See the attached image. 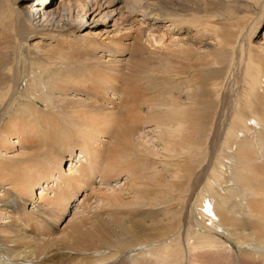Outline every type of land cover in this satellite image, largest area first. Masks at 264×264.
Segmentation results:
<instances>
[{"label":"bare ground","instance_id":"bare-ground-1","mask_svg":"<svg viewBox=\"0 0 264 264\" xmlns=\"http://www.w3.org/2000/svg\"><path fill=\"white\" fill-rule=\"evenodd\" d=\"M15 1L7 0L16 8ZM29 1L32 5H27V26L37 21L36 24L42 22L46 30L62 32L66 29L62 11L67 12L69 20L71 10L65 7L72 0H61L63 10H49L47 0ZM175 1L164 0L158 5L178 23L181 15L175 10ZM199 3L206 13L197 21L199 23L208 24L210 12L223 15L225 21L228 16L223 13H229L233 21L236 20L233 24L217 23L224 31L216 39L220 46L217 52L230 54L231 60L226 70L216 69L213 73L206 70V93L218 100L221 110L202 151L203 160L198 161L197 154L191 153L195 148L201 151L203 146L198 143L200 136L197 139L201 123L198 118L201 112L196 109L200 104L199 96L197 90L191 92L193 83L199 88L203 77L191 85L192 72L188 70L198 65L186 57V52L176 57L180 62L174 67L173 56L160 66L161 61L145 57L136 44L120 41L105 46L109 54L106 56L97 55L100 44L96 42L89 44L86 50L83 46L78 58L68 50L58 51L51 59L57 62L56 67L60 64V78L55 74L46 81L43 75H37L41 89L36 85L33 91L39 95L35 98L30 93V97L43 106L42 111L33 105L27 106L21 118H13L9 123L16 134L18 131L33 133L32 137L47 139L48 145L36 160L19 168L17 176L12 174L13 170L0 173V185L7 183L11 189L0 198V216L19 217L35 196L34 184L44 185L49 191L53 183L50 181H56L54 196L50 198L40 193L39 205L29 212L45 229L54 230L61 208L77 197L82 184L89 186L93 182L96 172L117 176L127 166L134 171L137 165L130 164L131 159L150 160L154 152L148 148L141 150L142 145L136 144L142 133L137 129L141 123L135 122L136 99L149 92L161 103H169L167 108L172 112L165 117L169 135H165L164 145L171 155L170 161H174L167 165L175 170L174 178L179 185L176 191L179 195L181 191L193 193L184 199L180 197L168 210H134L122 216L110 213V221H97L91 230H84L83 220L72 221L70 230L60 241L41 239L33 228L35 222L19 225L18 220L12 219L9 224L0 226L3 229L0 264H264V86L261 82L264 57L252 54V36L260 27L258 20L264 15V0H199ZM98 4L97 0H86L85 8ZM21 23L18 19L16 25ZM19 56L23 57V53ZM219 62L217 57L211 61L213 65ZM71 64L79 66L69 75L67 70ZM180 67L187 70L184 72L189 76L180 73ZM185 90L190 93L185 95ZM71 91L87 97L69 99ZM175 92L178 96H174ZM228 92L233 93L227 95ZM180 95L186 96L185 103ZM116 96L121 99L116 106L105 104V100H118ZM17 120L30 126L24 123L22 128L14 127ZM78 151L79 159H84L79 166L74 164ZM69 156L73 157V163L66 174L61 165ZM148 164L149 161L142 165L147 167ZM195 164L197 166H193ZM72 175L74 177H68ZM150 177L155 183H162L157 175ZM163 185L171 186L168 182ZM222 185H231L229 194L238 195L232 198L240 206L237 212L259 220L250 226L249 232L229 218L230 207L219 191ZM146 191H138L141 200L152 201L154 198L149 199ZM111 197L114 198L110 204L117 206L119 196ZM251 200L256 207L253 215L245 210L253 207ZM197 208L199 210H194ZM232 243L238 246L239 253L229 246Z\"/></svg>","mask_w":264,"mask_h":264},{"label":"rangeland","instance_id":"rangeland-1","mask_svg":"<svg viewBox=\"0 0 264 264\" xmlns=\"http://www.w3.org/2000/svg\"><path fill=\"white\" fill-rule=\"evenodd\" d=\"M160 1L163 2L164 0H97L98 6H93L94 8L91 7L90 9V6L85 8L86 0H72L69 6L65 7L67 10H71L69 20L67 12L62 11L63 14L65 13L63 26L66 29L61 30L62 32H55L53 29L46 30L42 28V22L36 24L37 21H34L31 27L25 24L26 19L29 17L27 5H32L29 0H16V8L8 3L7 0H0V173L12 172L13 170L15 172L12 174L17 176L20 173L17 170L36 160L38 158L37 155L48 145L47 139L41 140L40 137H32L34 134H27V131H18L16 134L14 131H11L9 125L11 119L21 118V114L27 106L32 107L33 105L35 109L42 111L43 106L30 97V93L35 98L39 95L38 92L33 91L34 86L37 85L41 89L40 82L36 81L38 80L36 78L37 75H43L46 81H50L53 75L56 74L57 79H59L60 64L56 67L57 62L51 58L58 51L65 52L66 50L77 56L80 53L79 51L88 49L89 44L94 42L100 44L97 46V55L103 54L105 56L109 55L105 46L108 47L113 41H120L122 44L134 43L138 48H141L145 57L149 58L151 56L157 61H161L160 66H163V62H166L165 60L168 58L172 60L173 56V66L175 67V64L180 62L176 57L183 56V51L188 54L186 57L198 65V67L188 70L192 72V76L190 77L191 85L194 80L203 77L199 88L195 87V83L191 87V92L197 90L196 92L199 96L198 102L200 104H198L196 109L201 112L198 116L201 123L197 139L199 140L200 136L198 143L203 144L201 151L195 148L191 150V153L197 154L198 161L203 160L204 152L202 151L206 148L208 136L212 135L211 132L216 121L215 119L221 110V104L217 102L218 100L206 93V85H208L205 81L206 74H208L206 70L209 73H213L216 69L226 70L231 60L230 54L217 52L220 46L217 44L216 39L221 32H224L217 27V23L219 25L224 23L233 24L236 20L233 21L229 13H223L228 16L226 18L228 21H225L223 15L210 12L207 15L210 22L202 24L197 22L206 14L202 12L203 7L201 6L203 5L200 4L202 2L198 4L199 0H174L175 10L177 9L178 14L181 15H177L178 21H176L178 23H175L160 9V5H158ZM47 3L49 10H63L61 0H47ZM227 5L228 3H226V7ZM20 11L25 14V17ZM82 12L85 13L82 14ZM108 13L109 15H107ZM212 16L215 17L211 18ZM18 19L22 22L20 25H16ZM258 21H260V27L257 33L252 36V54L255 57H264V44H261L264 41V15H261ZM35 25H38V27L35 28ZM219 27L222 28L221 26ZM48 28H51V26ZM20 52L23 53V57L19 56ZM216 57L219 58L220 62L213 65L211 61ZM67 63L69 62L67 61ZM42 65V68L46 71L40 68ZM54 65L56 68H52ZM78 66L71 64L68 67L70 70L66 69L67 73L71 75L72 72L76 71L75 69ZM184 71L187 70L180 67L179 72L189 76ZM194 73H197L196 77H193ZM218 76L220 75L218 74ZM31 80L35 83L31 82ZM261 82L264 86V77ZM172 83L176 84L173 79ZM184 87L186 89V85ZM227 89L231 90L232 88L227 87ZM183 93L187 95L190 91L186 92L185 90ZM232 93L228 92L227 95H231ZM173 94L174 96H178L176 92ZM151 95L152 93L149 92L144 97L138 96L135 106L138 109L135 122L141 123L137 129L139 130L138 132L142 133L138 135V142L136 144L142 145L141 150L148 148L154 152V156L150 160L139 157L131 159L130 164L134 163L137 165L134 169L135 172L127 166L124 172L121 170L118 173V177L116 174L107 176L101 172H96L93 182L89 186L82 184L83 187L77 197L67 202L61 208L54 230L45 229L41 221H36L34 215L29 214V212L33 207L39 205L40 193H46L47 197L50 198L54 196L56 181H50L53 183H51L52 186L49 191L45 190L44 185L34 184L33 188L34 190L36 189L35 196L27 203L26 209L19 217H14L13 215L0 216V226L2 227L5 223L9 224L12 219L18 220L19 225H22L24 222L26 224L35 222L33 228L38 231L41 239L60 241L61 237L66 236L70 230L69 225L72 224V221L83 220L84 230H91L92 224L97 221H110V213L115 216H122L127 212L132 213L134 210H168L180 197L184 199L191 193L192 191L187 193L181 191L180 195L182 196L179 195V192L176 191L179 185H177V179L174 178L175 170L167 165L174 162L173 160L170 161L171 155L165 150L164 145L165 135H169L165 124V117L172 113L167 108L169 107L167 106L169 103H161L157 97H151ZM185 95H180L183 103L186 101ZM75 96L78 99L87 97L84 94L72 93V91L68 97H70L69 99H73ZM97 96L98 94L95 95V98ZM116 99L118 100L115 101L113 99L112 102L105 100V104L107 106H116V103L121 101L119 96H116ZM181 103L179 101V104ZM158 119L162 120L158 121ZM24 123L30 126L25 121L17 120L14 123V127L22 128ZM260 135L262 136V134ZM46 155H49L48 152ZM75 157L74 164H78L79 166L81 164L80 161L84 160L79 159L81 157L80 151L75 154ZM72 160L73 157L71 156L65 157L63 160L64 163L61 167L65 169L66 174H68L67 171L73 163ZM148 161L147 167L142 165ZM193 166H197V164ZM148 168H150L149 171ZM152 174L157 175L162 183H155L152 177H150ZM68 177H74V175ZM163 182H168L171 186H162ZM182 182L183 180L179 184H182ZM3 184L0 185V198H2L6 191L11 190L7 183ZM222 188L219 191L223 195V200L230 207L228 209L229 218L249 232L250 226L258 223L259 220L237 212L240 206L232 198H236L238 195L229 194V190L232 188L231 185H222ZM144 189H147L146 196L149 199L151 198L152 200L154 198L152 201L143 202L141 200L142 195H139L138 191L142 193ZM113 194L119 196L117 206L110 204V200L114 198L111 197ZM154 196L158 197L155 198ZM173 197L177 199H173ZM43 203L42 201L41 205ZM250 203L253 204V207L246 208L245 210H250L247 213L253 215L255 213L254 210H256L255 202L251 200ZM34 204L36 205L34 206ZM158 216L162 217L157 214ZM211 217L213 218V216ZM2 231L3 229L0 228V232ZM206 233L208 234V232ZM215 236L217 237L216 234ZM229 246L233 251L239 253L238 246L233 243ZM226 253L229 252L226 251Z\"/></svg>","mask_w":264,"mask_h":264}]
</instances>
